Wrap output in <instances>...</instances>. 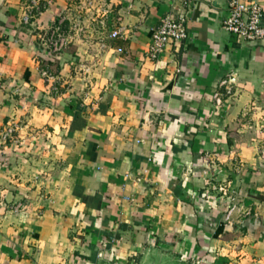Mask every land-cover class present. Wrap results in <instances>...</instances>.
Listing matches in <instances>:
<instances>
[{
  "label": "crops",
  "instance_id": "crops-1",
  "mask_svg": "<svg viewBox=\"0 0 264 264\" xmlns=\"http://www.w3.org/2000/svg\"><path fill=\"white\" fill-rule=\"evenodd\" d=\"M230 2L0 0V264H264V165L245 136L264 41L223 29ZM63 14L83 32L55 58L39 37ZM167 15L189 38L153 59ZM225 178L244 203L229 220L210 185Z\"/></svg>",
  "mask_w": 264,
  "mask_h": 264
},
{
  "label": "built area",
  "instance_id": "built-area-1",
  "mask_svg": "<svg viewBox=\"0 0 264 264\" xmlns=\"http://www.w3.org/2000/svg\"><path fill=\"white\" fill-rule=\"evenodd\" d=\"M97 0H85L84 7L87 10L96 8ZM107 10L98 9V23L105 26L104 17L108 15ZM100 19V20H99ZM30 17L25 18V23L29 24ZM188 17L180 15L174 17L167 15L162 18L159 26L153 30L152 43L149 49L151 58L158 59L172 45H177L189 38ZM223 29L241 42H261L264 41V0H231L227 17L223 21ZM121 30L112 32L110 38H118ZM83 32L80 22H73L66 14H63L59 21L48 28L47 32L39 38L43 47L53 57L57 58L64 54L71 46L76 36ZM107 43L102 42L101 47L107 48ZM122 52V49H119ZM48 80L54 77L48 72H42ZM223 85H227L224 82ZM55 89H57L55 87ZM230 93V91H229ZM218 101L220 98L218 97ZM13 129H8L4 138L7 139L13 134ZM235 207H229L227 220L232 217Z\"/></svg>",
  "mask_w": 264,
  "mask_h": 264
},
{
  "label": "rangeland",
  "instance_id": "rangeland-1",
  "mask_svg": "<svg viewBox=\"0 0 264 264\" xmlns=\"http://www.w3.org/2000/svg\"><path fill=\"white\" fill-rule=\"evenodd\" d=\"M246 120L248 122V131L245 134L246 138L249 141V144H251L257 154V157L260 160V163L264 165V107L262 111H260V114L257 115L255 113L249 114L246 116ZM231 168L235 172H240V169L242 168V163L239 161H233L230 164ZM215 171H219V173L223 174V171L219 170V167L216 168ZM237 172V173H238ZM214 174V173H213ZM211 188L214 191L215 195L217 196H224L225 198H228V196L231 198L232 201V208L235 207L236 204L234 203H240L242 201L243 197H240L239 194H231V192L234 191V185L228 180V178L221 179V180H211ZM232 195H230V194ZM227 194H229L227 196ZM227 196V197H226ZM219 198V197H218ZM245 199V198H244ZM244 204V203H243ZM229 213V209L227 212V215ZM231 219V218H230Z\"/></svg>",
  "mask_w": 264,
  "mask_h": 264
}]
</instances>
